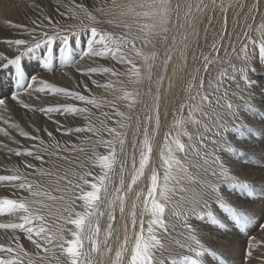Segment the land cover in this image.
<instances>
[{
  "label": "snow or ice",
  "instance_id": "obj_1",
  "mask_svg": "<svg viewBox=\"0 0 264 264\" xmlns=\"http://www.w3.org/2000/svg\"><path fill=\"white\" fill-rule=\"evenodd\" d=\"M260 2L254 0L250 12H258ZM210 4L223 14V23L210 51L200 53L201 67L188 73L186 98L162 134L158 161L153 154L162 107L167 118L171 103L162 100L174 86L169 66L178 56L180 71L188 67V51L200 36L196 19L209 11V3L58 0L51 13L33 3L39 16L29 24L8 22L21 38H0V77L7 78L9 89L4 92L0 80V153L20 163L0 174V230L7 236L0 242V264H165L167 241L182 250L169 253V264H213L209 257L224 264L223 254L202 233L228 236L231 226L239 235L236 226L245 230L256 219L242 202L260 204L254 228L261 235L245 231L240 264H264V190L259 200L252 199L255 186L234 174L220 154L243 155L228 134L243 141L247 131L238 109H253L250 72L264 71V20L253 27L245 17L246 30L230 32L232 0ZM54 62L78 74L63 73L74 86L44 78L55 71ZM218 63H227L230 71L206 83L204 73ZM224 78L235 88H224ZM101 89L113 98L97 95ZM61 96L71 102L38 103ZM17 106L42 113L68 139L58 140L46 127L26 131L12 120ZM77 120L80 126L70 123Z\"/></svg>",
  "mask_w": 264,
  "mask_h": 264
},
{
  "label": "rangeland",
  "instance_id": "obj_2",
  "mask_svg": "<svg viewBox=\"0 0 264 264\" xmlns=\"http://www.w3.org/2000/svg\"><path fill=\"white\" fill-rule=\"evenodd\" d=\"M9 1H11V3L8 1L5 4L0 2V38H21V33L18 30L11 29L8 22L11 21L12 23L29 24L32 19H36L39 16V13L32 7L33 3L40 4V6L44 8L46 13H51V11L53 10V6L57 5L58 3V0H9ZM12 1H15V2H12ZM65 2H67V0H65ZM80 19H82L83 21H87V19L84 18L83 16H81ZM2 46H3V41L0 40V47ZM79 47L80 46L77 45V48H76L77 52L79 51ZM56 63L57 62H54L55 71L44 73L43 75H47V77L45 76L44 77L46 79H49L50 82L57 83L58 86H74V82L70 83L69 79L63 73L67 72L70 75H78V74H75L74 70L71 68L62 69V68L56 67L55 66ZM231 63L238 64L239 62L238 61L235 62V60L232 59ZM224 65L225 66H223L220 70L217 71V73L215 74L216 77L218 76L217 74L220 71L224 69H228V64L224 63ZM252 66L257 67L256 63H253ZM228 70L230 71V69ZM204 74H207V73H204ZM250 76H251L252 84H253L251 95H250V103L253 105V109L251 111H248L243 108L238 109L240 117L243 120L244 125L247 128V131H245L243 134L244 142L234 139V135L232 133L228 134V139L232 142V146L240 149L243 152V155L234 156L231 152H228V151H223L220 154L234 174H238L242 180H245V179L253 180L249 182L255 186V193L252 195L251 198L259 200V194L262 190H264V71H261L258 68L257 71L250 72ZM170 79L172 80V77ZM209 79L211 78H207V75H205L206 83ZM0 80H3L2 90L4 92H7L9 90L7 78L0 77ZM144 86L146 87V82L139 86L140 90H142ZM223 87L231 91L232 89L235 88V83L233 81L228 80L227 78H224ZM97 95L104 96L107 99L113 98L112 93H107L103 89L99 90ZM116 95H119V94H116ZM244 95L246 99H249V94L247 92ZM230 98L237 105L243 103V101H240L236 97H230ZM258 98H260V100ZM65 102H71V101H66V99L61 96V97H56V98L48 97L45 100L39 101L38 103H43L44 106L47 107L49 106V104L65 103ZM256 103H259V104H256ZM205 110H208V109H205ZM185 115H186V112H185ZM57 118L62 119V122H63L62 117H59L57 115ZM12 120L19 123L22 128H24L26 131L32 132L33 134H35L34 128L46 127L50 131H53V134L57 137L58 140L63 141V140L68 139V137L66 136L62 137L59 133H56L54 130L55 126L51 123V121L47 120V118L42 113H35V114L28 113L27 110L22 109L19 106H17L15 110L12 112ZM70 123L75 124L76 126H80L81 122L77 120V121H71ZM237 123H239V121H237ZM189 128H193V127L189 125L187 126V129ZM191 130H194V128ZM196 131L197 130L195 129L194 132ZM13 135H15L17 139H21L22 141L24 139L20 137L18 133L15 131L13 132ZM40 135L47 142L46 133H43L41 131ZM195 135L196 133L193 136ZM0 139H3V138L0 137ZM101 151L103 150L101 149ZM19 163H20L19 158L12 156L11 160H8L6 159L5 153H0V174H6L4 172L5 167H11L13 165H18ZM240 163L244 168L243 172H240L242 168L237 166ZM241 174L243 175L246 174V175L241 176ZM259 178L263 179V181L261 180V182L257 183L256 179H259ZM0 193H3V189H0ZM236 195H239V193L238 192L234 193L232 196V199H235ZM243 204H241L242 209L244 208L250 209L252 207L251 205H260L259 203L251 204L250 206H248L246 203H243ZM257 213L258 212H256V219L246 225V228H248V230L253 231L255 229L254 225L260 219V215ZM118 215L119 213H117V219L119 220ZM228 230H229V233L233 232V229L231 226L228 227ZM236 231L240 232V234L238 235L239 237L243 239L245 238V232L244 230H241L239 226H236ZM232 234H235V232ZM6 239H7V236L4 233V230H0V242H5ZM113 246L115 247L116 245H113ZM217 250L219 253L223 254L222 259L224 260V264H240V261L236 260L237 251L241 250L240 247H237L235 250H231V252L228 251V253L224 252L223 249L221 250L217 249ZM240 257H241V254H240ZM208 259L211 260L213 264H217L216 258L209 257ZM165 264H169L168 259H165Z\"/></svg>",
  "mask_w": 264,
  "mask_h": 264
},
{
  "label": "bare ground",
  "instance_id": "obj_3",
  "mask_svg": "<svg viewBox=\"0 0 264 264\" xmlns=\"http://www.w3.org/2000/svg\"><path fill=\"white\" fill-rule=\"evenodd\" d=\"M7 1L11 3V1H9V0H0V2H2L4 4ZM12 2H15V1H12ZM204 2L209 3L210 8H209V11H207L206 13H203V14L197 16L196 26L199 29L200 36H199V39L197 41V44L194 45L188 51V54H187L188 55V67L183 72L180 71L179 65L181 64V61H180L178 56L174 57L172 64H170V66H169L168 76L170 78L172 77L174 86H173L171 92L167 93V95H165L164 99L162 100V105L168 101H171V103H169L167 105L168 106V112H169L167 118L163 117L164 109L162 107V130H161V135L158 136L156 139L157 147L154 148V154H153L154 160H157V161H158V148L162 144V134H163V132H166L168 130V128L172 124L173 116L176 115V109L178 108L179 104L182 101H184V99L186 98L185 89L187 87V82L189 80L188 73L191 72L192 70H194L196 67H201L202 57L200 56V53L201 52L208 53L210 51V45H211L213 39L217 36V34L221 28V25L223 23V14L220 12V10L217 8L216 11L213 12L211 10L210 0H204ZM232 2H233V6L228 10V13H227L228 30L230 32L235 30V32L238 33L241 30H246L245 17H247V23L253 24V27H256L262 20H264V0H261L258 12L257 11H251L250 12V7H251L252 3L254 2V0H232ZM217 3H219V0H217ZM227 3H228V0H225V4H227ZM241 3L244 5L243 8L239 7V4H241ZM253 16L255 17V21H253ZM208 17H212V23L211 24H209V22H208ZM80 20L83 21L82 19H80ZM83 22L88 23V21H83ZM205 28H207V34H205ZM157 47L162 48L163 45L158 42ZM236 47H237V49H239V47H240V44L238 42L236 43ZM230 51H231V49H229V52ZM193 53H195V55L197 57H199V59H196L194 61L193 60ZM221 55H223V50H221ZM225 59H227V58H225ZM235 62H237V61L235 60ZM223 66H225V65L219 64V63L216 65L210 66L209 73L204 74V77H205V75H207V78L216 77L215 74ZM174 69H175V73H174ZM44 76L47 77V75H44ZM144 90H146L145 86L142 88L141 91H144ZM174 91H175V93H174ZM117 94H119V93H117ZM258 99L260 100V98H258ZM257 102H259V101H257ZM256 104H259V103H256ZM122 110H124L123 107H122ZM191 129H193V128H189L187 130L192 135H194L196 133V132H194L195 128H194V130H191ZM183 139L185 142H187L186 137H183ZM237 166L242 168L240 172L244 171V168L241 165V163ZM237 166H235V167H237ZM245 175L241 174V176H245ZM245 180H247L248 182L253 181L252 179H245ZM261 180L263 181V179H260V178L256 179V182L259 183V182H261ZM241 204H243V202ZM247 205L250 206L251 204H247ZM251 206L252 207L250 209L258 212L257 214L260 215L261 206L260 205H251ZM139 211H140V209L138 208V212ZM126 219H127V216H126ZM172 220H175V218H172ZM145 221H147V217H145ZM114 225H115L114 227L119 226L117 224H114ZM246 230H248V228H246L244 230V232ZM177 231H179V228L177 229ZM232 233H234V232H232ZM232 233H230L228 236H223V235H218L215 232H210L209 230L205 229V230H203L202 234L204 236L208 237L210 245H214L216 247V249H220V250L223 249L224 252L228 253V251L231 252V250H235L237 247L242 248V246L244 244V240H245V238L243 239V238L239 237L237 234H232ZM251 235H254L257 237V239H259L261 233L259 232V230L254 229L253 231H251ZM122 236H123V232L121 231V239H122ZM167 245H168V249L163 253L161 258L167 259V257L169 256V253H171L172 255H176L178 252L182 251V250L178 249L176 247V245L174 243H172L171 241H167ZM240 254H241V250L237 251V254H236V260L237 261H240V259H241ZM157 255L160 256L161 254L157 253ZM113 256H114V254H113Z\"/></svg>",
  "mask_w": 264,
  "mask_h": 264
}]
</instances>
